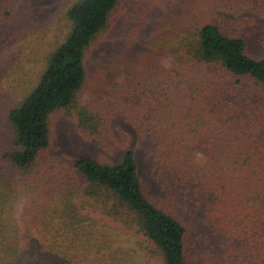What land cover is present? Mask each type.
Returning a JSON list of instances; mask_svg holds the SVG:
<instances>
[{
    "label": "trees",
    "instance_id": "16d2710c",
    "mask_svg": "<svg viewBox=\"0 0 264 264\" xmlns=\"http://www.w3.org/2000/svg\"><path fill=\"white\" fill-rule=\"evenodd\" d=\"M34 1L0 0V264H264V0H65L44 21ZM57 113L122 159L49 158Z\"/></svg>",
    "mask_w": 264,
    "mask_h": 264
},
{
    "label": "rangeland",
    "instance_id": "374dc122",
    "mask_svg": "<svg viewBox=\"0 0 264 264\" xmlns=\"http://www.w3.org/2000/svg\"><path fill=\"white\" fill-rule=\"evenodd\" d=\"M65 0H36L33 3L34 15L39 21L51 20L62 8ZM153 14V13H152ZM151 24L141 31L133 41L132 52H142L148 48L149 37L153 28L152 23L156 22L157 14L152 15ZM131 23L127 18L122 16L114 28L113 33L103 44H101L88 59L89 74L93 75V70L96 71L101 65L110 62L111 57L115 53V47H118L129 35ZM119 48V47H118ZM91 86L90 88H92ZM3 93V88L0 89V94ZM115 122L129 132L131 142L128 148H135L137 158L140 164V172L149 186V192H161V184L155 176L154 162L152 158L153 142L150 138L139 140L133 127L121 118H117ZM125 153V149L108 151L103 146L102 142L97 139H86L77 128L76 122L65 116L63 113H57L54 116V138L53 147L50 150L49 158L63 161L69 165H73L75 160L83 155L89 154L97 158L104 156L110 157L113 161L119 162ZM9 164L1 161L0 169L8 168ZM79 180L84 181V176L75 170ZM114 224V223H113ZM115 225V224H114ZM116 226V225H115ZM139 237L143 238L141 235ZM205 245L203 234L195 233V238L192 242L193 254L198 261V252ZM151 261L158 264L155 257L150 255Z\"/></svg>",
    "mask_w": 264,
    "mask_h": 264
}]
</instances>
